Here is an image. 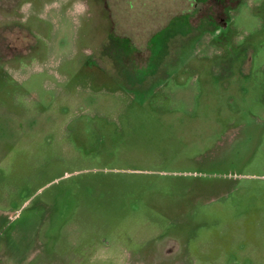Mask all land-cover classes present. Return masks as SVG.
Wrapping results in <instances>:
<instances>
[{
	"label": "rangeland",
	"instance_id": "obj_1",
	"mask_svg": "<svg viewBox=\"0 0 264 264\" xmlns=\"http://www.w3.org/2000/svg\"><path fill=\"white\" fill-rule=\"evenodd\" d=\"M23 2L0 264H264V0Z\"/></svg>",
	"mask_w": 264,
	"mask_h": 264
},
{
	"label": "flooded vegetation",
	"instance_id": "obj_2",
	"mask_svg": "<svg viewBox=\"0 0 264 264\" xmlns=\"http://www.w3.org/2000/svg\"><path fill=\"white\" fill-rule=\"evenodd\" d=\"M215 1L222 3V0ZM23 3V0H0V60H13L38 51L36 40L41 32L31 28L30 21L23 19ZM173 244L175 242L169 241V246L163 247L159 254L155 253L152 263L184 264L181 263L183 252L176 254L179 246Z\"/></svg>",
	"mask_w": 264,
	"mask_h": 264
}]
</instances>
